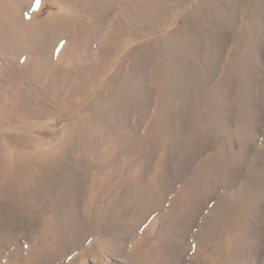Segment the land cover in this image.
<instances>
[{
	"label": "rangeland",
	"instance_id": "1",
	"mask_svg": "<svg viewBox=\"0 0 264 264\" xmlns=\"http://www.w3.org/2000/svg\"><path fill=\"white\" fill-rule=\"evenodd\" d=\"M0 264H264V0H0Z\"/></svg>",
	"mask_w": 264,
	"mask_h": 264
}]
</instances>
